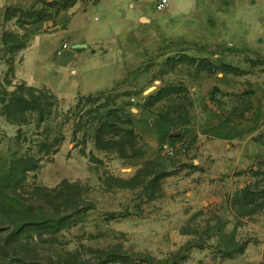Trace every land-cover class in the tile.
Listing matches in <instances>:
<instances>
[{"label":"rangeland","instance_id":"1","mask_svg":"<svg viewBox=\"0 0 264 264\" xmlns=\"http://www.w3.org/2000/svg\"><path fill=\"white\" fill-rule=\"evenodd\" d=\"M94 1L0 0V97L26 83L58 98L45 117L0 103V264H264V21L234 0H172L139 22L154 0L120 17L101 2L93 23L61 19ZM87 25L119 46L93 47L67 76L54 49ZM239 34L250 47L232 45ZM130 54L137 66L114 83ZM101 124L132 134L100 139Z\"/></svg>","mask_w":264,"mask_h":264},{"label":"crops","instance_id":"2","mask_svg":"<svg viewBox=\"0 0 264 264\" xmlns=\"http://www.w3.org/2000/svg\"><path fill=\"white\" fill-rule=\"evenodd\" d=\"M101 2L103 3H107L108 6H111V9H113V13L117 14L119 17L121 16V10L123 8V6L128 7V9H135L136 5L139 4L140 0H96L94 1L91 5L85 7V8H81V6L79 4L73 5L71 7H69L68 9H64L61 12V19H65L67 17L71 18V21L73 19V17L77 14H81L84 17V20L89 23H93V14H94V8L96 6H98ZM161 2V0H154L151 1L152 6L150 7V11H147L148 9H146L145 7H143V9L137 13L136 17H137V21L139 22V20L142 18L141 15L146 12L151 14L154 13L155 11H158V13L160 12H164L166 10V8H168L170 6V2H172V0H168V4L166 5V7L163 10H158V4ZM179 2V0H176V3ZM234 2H236L238 4V6H233V12L238 11V10H242L244 11V13L246 14L245 17H247L248 19H253V20H258L259 21H264V0H234ZM93 11V12H91ZM232 12V13H233ZM104 18V21H102V18ZM107 17L103 14V16L100 15H95V20H98L99 26L102 25V27L104 26V23L106 20H111L112 16L107 18ZM243 18V17H242ZM71 21H70V25H71ZM111 25V23H110ZM69 29V28H68ZM67 29V30H68ZM85 33L83 36L81 37H71L69 43L71 44L68 48H62V46L56 47L54 49V61L57 60L56 65H57V69L59 68H63V71L66 73V75L68 76H73L75 74H77V69H78V65L79 62L81 60H84L88 57L92 58L96 55H98V53L96 54H90V50L97 46L101 47L102 49L105 48V50L103 51V54H99L100 56H104V55H110L112 54L117 46H119V39L117 38V36L113 33L110 34L106 39L101 38L99 40H95V38H90L88 35V30L94 29L93 26H89L87 25V27H85ZM228 39H230L232 41V45L237 47V48H244V47H250L249 42H246L242 37L241 34H239V37L237 39H231L228 37ZM256 40V36L254 35L253 37V44L255 43ZM250 41V40H248ZM68 43V44H69ZM111 43V44H110ZM70 47L72 48L71 51H69L68 49H70ZM253 48V46H251ZM133 55L130 54L129 58L124 59V65H120L118 67L119 69V74L121 73V75L118 76V78L113 79V82H119L121 80H123V78H126L129 74V72L131 70H133L136 66V64H133L132 62V57ZM81 59V60H80ZM121 63V62H120ZM55 75H60L55 69L53 70ZM60 71V69L58 70ZM34 85H45V84H36L35 82H32ZM113 83V84H114ZM112 84V85H113ZM47 86V85H46ZM48 87V86H47ZM49 88V87H48ZM51 91H53L51 88H49ZM54 92V91H53ZM55 93V92H54ZM98 93V92H96ZM94 93V94H96ZM94 94H83V96H93ZM58 95V94H57ZM59 96V95H58ZM80 96V94L78 95ZM78 96H76L75 98H77ZM137 126H145L144 124H138ZM229 127L230 126H219L218 128H216L213 132L212 135L216 138L219 139H224V140H231L234 138V134L231 133H226V131H229ZM226 130V131H224Z\"/></svg>","mask_w":264,"mask_h":264},{"label":"trees","instance_id":"3","mask_svg":"<svg viewBox=\"0 0 264 264\" xmlns=\"http://www.w3.org/2000/svg\"><path fill=\"white\" fill-rule=\"evenodd\" d=\"M2 95L3 97H0V103L2 105L1 109L7 114L18 113L20 109V111L21 110L22 111L23 110L38 111L41 113L43 117H45L46 109L51 108L52 103H56L58 100L55 93L51 91L50 89L48 88L37 89L32 86L28 87L26 83H22L21 86L17 88V90L14 92H11V93L5 92ZM44 102H47L46 103L47 105ZM108 127L122 130V128H120L119 126H105L104 124H101V126H99L97 129V136L100 139H102V135H104ZM122 131L132 134V130L123 129ZM55 139L59 143L63 139V137L60 138L61 139L60 141L58 140V138H55ZM59 146L57 148H54L56 149L55 151L59 149ZM41 150H44L47 153H49L50 151L51 152L54 151L52 143H49V142L43 143L41 146ZM26 157L27 159L21 160L22 163L31 168L34 167L36 160L34 158H29L28 156ZM17 165L18 163L15 162V164L13 165V168H16ZM165 176H167V173L161 174L160 177H165ZM252 195L253 193L251 192L249 196H252ZM226 255L230 256L232 255V253H228ZM141 262H146V260H139L138 262H136V264L137 263L140 264Z\"/></svg>","mask_w":264,"mask_h":264},{"label":"built area","instance_id":"4","mask_svg":"<svg viewBox=\"0 0 264 264\" xmlns=\"http://www.w3.org/2000/svg\"><path fill=\"white\" fill-rule=\"evenodd\" d=\"M168 4V0H161V2L158 4V10H163L166 5ZM70 45L68 43H65L63 48H68ZM186 144H184V142L182 143H165L164 144V152L167 155L173 156L176 155L180 150H182L183 152L186 151V147L184 146Z\"/></svg>","mask_w":264,"mask_h":264}]
</instances>
